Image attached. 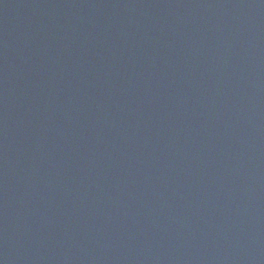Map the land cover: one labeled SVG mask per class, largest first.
Returning <instances> with one entry per match:
<instances>
[{
  "label": "water",
  "instance_id": "95a60500",
  "mask_svg": "<svg viewBox=\"0 0 264 264\" xmlns=\"http://www.w3.org/2000/svg\"><path fill=\"white\" fill-rule=\"evenodd\" d=\"M0 264H264V0H0Z\"/></svg>",
  "mask_w": 264,
  "mask_h": 264
}]
</instances>
